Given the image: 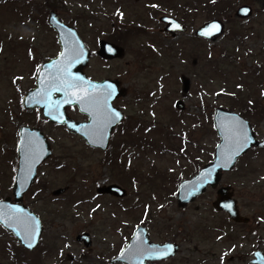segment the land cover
<instances>
[{
    "label": "rangeland",
    "instance_id": "obj_1",
    "mask_svg": "<svg viewBox=\"0 0 264 264\" xmlns=\"http://www.w3.org/2000/svg\"><path fill=\"white\" fill-rule=\"evenodd\" d=\"M191 1L175 0V4ZM45 2L54 7H44ZM62 2L16 0L9 4L0 0V200L11 196L20 127L39 128L52 150L23 200L42 221L40 243L34 251H24L0 227V264H11L12 258L18 264H123L110 260L140 225L151 229L155 242L181 238L180 252L170 264H195L221 254L236 259V253H246L247 257L257 245L264 252V149H251L218 184L232 187L249 225L233 224L213 210L217 188L208 187L188 208H179L175 197L178 184L213 158L219 142L213 128L216 108H234L250 122L258 139L264 137V123L256 125L236 104L249 99L264 108V0L237 1L232 15L239 5L247 4L253 16L230 20L223 35L212 43L192 39L189 30L180 38L158 31L152 34L159 27L154 22L143 34L120 40L122 56L110 61L98 56L97 43L110 33L116 7L122 6L116 0ZM145 2L150 0H127L122 18L149 24L155 9L167 11L158 5L149 10ZM37 8L41 14L34 11ZM51 11L74 27L95 53L84 69L88 78L116 80L126 90L113 102L126 119L112 132L103 152L88 147L65 127L51 124L40 109L23 107V97L35 86L40 66L59 52L56 33L47 24ZM204 21L200 16L191 29ZM233 29L241 36L229 40ZM183 79L189 81L188 92H183ZM176 100H182L183 110L174 107ZM66 112L73 120H87L75 107ZM118 152L122 171L109 162L117 156L119 165ZM125 170H137L133 182L124 181ZM109 184L121 186L126 195L119 199L99 196L96 190ZM59 188L66 191L53 196ZM84 232L92 239L89 248L75 240ZM230 233L235 242L228 240ZM231 245L235 250L228 254ZM17 251L24 255H16ZM67 254L74 259L66 260Z\"/></svg>",
    "mask_w": 264,
    "mask_h": 264
},
{
    "label": "water",
    "instance_id": "obj_2",
    "mask_svg": "<svg viewBox=\"0 0 264 264\" xmlns=\"http://www.w3.org/2000/svg\"><path fill=\"white\" fill-rule=\"evenodd\" d=\"M242 9H247V13L242 12ZM252 15V8L248 5L240 6L235 12V17L241 20ZM161 21L167 24V31L172 34L174 31H186V28L175 19L164 17ZM47 23L57 34L60 51L56 57L47 60L40 67L35 87L23 98V107L26 110L41 109L42 115L52 124L64 126L67 132L79 136L89 147L105 151L113 130L125 119L124 113L116 108L113 102L122 98L126 90L120 88L116 80L89 79L84 69L88 66L90 51L76 29L65 24L53 11L49 13ZM223 29L222 22L210 20L198 29L196 35L215 41L223 34ZM122 53V49L114 44L104 40L99 42L97 54L102 59L119 58ZM182 83L183 92H187L189 81L185 79ZM55 88L61 90L55 91L53 90ZM174 106L179 110L184 109L182 100H177ZM68 107H76L80 114L86 116L87 121L78 122L70 118L66 113ZM112 113H119V118L113 119ZM213 126L219 138L213 159L202 166L192 178L179 183L177 191L179 207H186L192 203L205 193L207 187L216 188L222 175L231 172L237 161L251 149H264V137L258 139L250 122L239 113L216 108L213 112ZM51 155L48 139L39 128L28 126L19 128L15 180L11 196L0 200V227L10 233L28 252L37 249L43 233V224L40 217L26 206L23 200L36 179L38 168ZM65 191L66 188H59L54 190L52 195L60 196ZM96 192L99 195H111L116 198H123L126 195V190L116 184L101 186ZM233 194L231 186L218 188L211 205L213 210L226 213L234 223H249L250 219L240 214ZM75 240L85 248L92 245L91 236L87 232L77 235ZM29 244H32V247H29ZM166 245L170 243L161 245L150 242L147 227L141 225L135 229L126 246L110 260V263L146 264L147 260L168 259L176 254V247L171 245L170 253L161 254ZM254 256L261 259L260 264H264L261 252ZM66 258L71 261L73 257L67 254Z\"/></svg>",
    "mask_w": 264,
    "mask_h": 264
},
{
    "label": "flooded vegetation",
    "instance_id": "obj_3",
    "mask_svg": "<svg viewBox=\"0 0 264 264\" xmlns=\"http://www.w3.org/2000/svg\"><path fill=\"white\" fill-rule=\"evenodd\" d=\"M147 1H149V0H147ZM210 1L211 0H192L191 2H188L186 4H183V5L180 4L179 5V4H175V0H159V2H156V0H153V1L150 0V2H147V3L145 2V4L147 5V8L149 10H150V8H153L152 6L158 5V6H160V9L166 8L167 11H164V10L158 11L155 9L153 14H151V15L149 14L150 15L149 24H146V23L141 24V23H139L140 19H131V20L130 19L129 20L123 19L122 17H124V13H123L122 8H125V7H123V5L127 2V0H116V4L121 5L122 7H120V8L116 7L117 8L116 18H115V21L111 24V26H112L111 31L102 40L118 46V44L114 43L111 40L119 41V39L121 37H125V38H123L124 41H126V40L128 41L129 39L132 38V36L130 34H134L133 37H137L146 31L147 26L150 25L152 27V25L155 22L159 25V27L157 30H155L153 28V30L151 32L152 34H155L156 31H158V33H161L165 36H169L170 38H180L183 36V34H186L189 30L192 39H194L196 41H203V42L212 43L214 41H210L208 39H205L203 37H198L196 35L200 26L205 24L206 22H208L210 20H219L224 25V29H223V33H224L225 26L228 22H230V20H232L234 18L239 20L238 18L235 17V12H236L237 8L239 6L246 5V4L239 5L236 8V10L234 11L233 15H232V12H233L235 7L233 8L232 11L228 10V11L224 12L222 15H220L219 17H208V16H213V14L209 13L208 11H204V9H202V8L205 7L206 2H210ZM212 1H214V0H212ZM240 2H244V1H240ZM210 3H208L207 6ZM223 4H226V6H228L227 1H224ZM178 5H179V7H178ZM169 6H173L174 8L169 7ZM135 16H136V18L139 17L136 14H135ZM200 16H202L205 21L201 25L196 26L194 29H191V27L195 24V21L198 20V18ZM164 17H169V18H173V19L177 20L180 23V25H182L183 27L186 28V31H184V32L183 31H174V34H172V32L171 33L168 32L167 31V24L164 23L163 21H161V19ZM120 21H122V22H120ZM127 24H129V25H127ZM160 25H161V27H160ZM117 38H118V40H117ZM100 41L101 40L98 41L97 46L99 45ZM93 54H95V53H91V57ZM114 59H117V58H114ZM114 59H110V60H114ZM90 60H91V58H90ZM101 60L110 61V60H105L102 58H101ZM123 122H121L119 125H117V127L121 126V124ZM92 149H94V148H92ZM95 150H99V149H95ZM99 151H101V150H99ZM101 152H103V151H101ZM217 189H214L215 193L217 192ZM176 192H177V190H176ZM103 196L114 198V197L109 196V195H103ZM215 196H216V194H215ZM190 205L191 204H189L188 206H190ZM188 206H187V208H188ZM179 208H181V207H179ZM218 213H221V214L227 216L223 212H218ZM232 223L236 224L234 222H232ZM236 225H239V224H236ZM147 229H148V237H149L150 242L156 243V244H161V245L165 244V243H170V245L176 247V254L173 257L168 258V259H161V260H154V261L147 260L146 264H170V263H173L175 261V257L177 256V254L180 252V249H181L180 248V245L182 243L181 238L155 242L151 239V229H149L148 227H147ZM134 231H135V229H134ZM134 231H133V233H134ZM228 240L235 242V238L232 236L231 233L229 235ZM231 250H235V245H231L230 248L227 249L226 253L230 254ZM257 252H261L262 255L264 256V252L260 249V246L257 245L255 247V249L252 250L250 252V255L247 257H246V253H244L245 256H241L238 253H236L238 256V258H236V259H233L230 256L225 258L224 254H221L217 258L215 256H210L209 258L200 259V260H198V263H195V264H255V263L260 264L261 259H257L254 256ZM73 259L74 258H72V260Z\"/></svg>",
    "mask_w": 264,
    "mask_h": 264
},
{
    "label": "trees",
    "instance_id": "obj_4",
    "mask_svg": "<svg viewBox=\"0 0 264 264\" xmlns=\"http://www.w3.org/2000/svg\"><path fill=\"white\" fill-rule=\"evenodd\" d=\"M15 1L16 0H6V3L14 4ZM57 1H60L61 3H63L62 2L63 0H57ZM224 1H227L228 6H226V4H223ZM237 1L240 3V1L247 2L249 0H214L211 3L210 2H206L205 3V7H203L202 9H204V11H208L209 13L213 14V16H208V17H219L220 15H222L224 12H226L228 10L232 11L233 8L235 7ZM208 3H210V4L207 6ZM44 5H45L44 7H48V5H49V7H54L53 5H50L48 2H45ZM34 11H37L38 14L42 13V11L39 10L38 8L35 9ZM37 18L40 19V17H37ZM240 36H241V32L238 29H233L230 32L229 40H233L234 37H240ZM120 40H122V42H125L124 39H119V41H115V40H111V41H113L114 43L120 45ZM236 104L240 107L241 114L244 115L248 119H252L256 125H258L260 123H264V108H262L261 105L258 102L251 101L249 99L248 100L244 99V100H242V101H240L239 103H236ZM230 110L234 111V108H231ZM134 129H136V128H134ZM121 131L123 132L122 134L124 135L125 129L124 130L122 129ZM124 145H125V143L122 144V146H124ZM115 157H117V156H111L109 158L110 159L109 162L111 163V166L116 167V168L119 167V169L122 171V167H123V165H122L123 164L122 156L118 152V160L120 162L119 165L116 164L117 158H115ZM121 171H119V173H121ZM127 171H128V169H127ZM127 171H126V174H125L126 176L124 178V181L127 182V180L129 179V182H133L136 179V177H137L136 176L137 175L136 174L137 170L136 171L129 170L131 175H129V172H127ZM14 250L15 249L13 248V251ZM12 255H14V253ZM16 255L23 256L24 254H23V252H18L17 251ZM12 259L14 260V262L11 263V264H18L19 263V260L17 261V258H12Z\"/></svg>",
    "mask_w": 264,
    "mask_h": 264
},
{
    "label": "snow or ice",
    "instance_id": "obj_5",
    "mask_svg": "<svg viewBox=\"0 0 264 264\" xmlns=\"http://www.w3.org/2000/svg\"><path fill=\"white\" fill-rule=\"evenodd\" d=\"M241 11L244 12V13H247V9H242ZM174 26L175 27H179V25H174ZM217 30H218V26H217ZM68 86L71 87L72 85H68ZM53 90L60 91L61 89L55 88ZM111 115H112L113 119H118L119 118V113H112ZM53 118L55 119V117H53ZM99 131L102 132V129H100ZM28 246L32 247V244H29ZM171 251H172V246L171 245H166L165 248L163 249V251L161 252V254L166 255V254L170 253Z\"/></svg>",
    "mask_w": 264,
    "mask_h": 264
}]
</instances>
